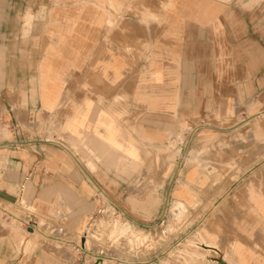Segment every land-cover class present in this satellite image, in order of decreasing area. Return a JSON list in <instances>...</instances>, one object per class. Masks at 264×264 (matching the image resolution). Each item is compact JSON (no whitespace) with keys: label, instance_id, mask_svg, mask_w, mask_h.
Listing matches in <instances>:
<instances>
[{"label":"crops","instance_id":"1","mask_svg":"<svg viewBox=\"0 0 264 264\" xmlns=\"http://www.w3.org/2000/svg\"><path fill=\"white\" fill-rule=\"evenodd\" d=\"M66 30L72 31L69 44L62 37ZM128 45L135 47V60L122 52ZM130 61H137L134 69ZM97 77L108 85L103 103L95 101ZM110 78L123 79L119 93L132 101L127 111L118 112L122 108L110 101ZM131 78L135 89L128 95ZM75 80L71 91L78 99L86 93V102H75L68 121L75 115L81 121L87 150L102 159L96 169L82 170L74 148L63 141L53 167L34 164L43 149L25 142L0 145L1 194L13 200L10 189L22 196L28 187L44 189L50 196L31 193L28 204L53 203L54 216L64 206L68 220L78 218L80 206L94 203L95 191L103 194L105 176L114 172L110 159H121L123 150L139 160L143 142L166 144L180 134L187 148L228 131L264 138V0H0V98L16 93L28 110L57 109ZM245 175L232 188L244 189L241 198L231 197L228 206L232 214L233 207H246L250 235L235 243L229 262L222 256L216 264H264V157ZM19 247L0 233V264H20ZM26 261L71 264L42 245Z\"/></svg>","mask_w":264,"mask_h":264},{"label":"rangeland","instance_id":"2","mask_svg":"<svg viewBox=\"0 0 264 264\" xmlns=\"http://www.w3.org/2000/svg\"><path fill=\"white\" fill-rule=\"evenodd\" d=\"M145 17L143 26H147ZM115 32L112 29L111 34ZM128 39L134 40V34ZM147 49L148 46L144 47ZM119 52L116 47V53ZM122 52L136 59L134 45L122 48ZM129 63L134 69L137 61ZM78 80L80 83L82 79ZM83 80L86 85V79ZM122 80L110 78L109 85L110 101L122 108L118 112L127 111L132 102L119 93ZM128 81L130 95L135 89L134 78ZM73 85H77V80L69 84L57 109L28 110L25 97L16 93L9 94L7 100L0 98V145L14 141L16 146H22L25 142L38 151L43 149L42 157L34 164L53 167L58 162L54 156L57 144L63 141L74 148L82 161L79 162L82 170L96 169V163L102 159L87 150L85 129L81 139L65 131L68 118L76 110L75 102H86L87 94L78 99L71 91ZM103 85L102 78L95 79V101L99 103L108 101L102 93L108 85ZM37 99L39 94H32L33 104ZM177 137L166 144L143 142L142 157L135 159V166L123 152L120 156L127 160L125 163L111 158L114 172L105 176L108 182L105 189L100 188L103 194L95 191L94 203L80 206L79 216L74 220L64 217L70 213L64 206L54 216L53 203L28 204L31 193L38 192L43 200L50 196L44 189L28 187L24 196L20 190L10 189L8 195L13 200L6 198L1 194L0 174V233L20 245L23 252L20 264H28L26 260L38 245L56 249L71 264H216L222 256L224 262H229L235 243L247 241L245 236L250 235L245 223L246 207L239 204L233 207L232 214V207L228 206L230 198L237 201L244 189L232 188L263 160L264 138L248 131H228L219 140L212 135L200 147L187 148L182 134ZM1 167L0 162V170ZM126 224L134 235L121 233L120 228ZM92 232L97 235L91 239Z\"/></svg>","mask_w":264,"mask_h":264},{"label":"bare ground","instance_id":"3","mask_svg":"<svg viewBox=\"0 0 264 264\" xmlns=\"http://www.w3.org/2000/svg\"><path fill=\"white\" fill-rule=\"evenodd\" d=\"M161 22V21H160ZM103 34V33H102ZM106 34V33H105ZM62 37H63V39H65V42L66 43H70V41H71V38H72V31L71 30H66V31H64L63 33H62ZM100 43H101V41H100ZM107 47H108V45H107ZM67 48V50L69 49V45L66 47ZM102 49V48H101ZM102 55V54H101ZM91 60V59H90ZM109 62V61H108ZM88 73V72H87ZM93 76V75H92ZM90 77V76H89ZM98 78V77H97ZM48 81H50V80H52V79H47ZM93 80H95V79H93ZM91 83V82H90ZM94 83V82H93ZM90 87V86H89ZM94 88V87H93ZM100 88V87H99ZM92 89V88H91ZM110 89V88H109ZM45 90V89H44ZM100 90V89H99ZM103 91V90H102ZM104 92V91H103ZM104 94V93H103ZM100 95V94H99ZM47 97V93L45 92V91H43V93H42V98L43 99H45ZM108 97V96H107ZM76 117H78L77 115H75V117L71 120V121H69V122H67L66 124H65V128H66V130L68 131V132H70V133H74V134H76L77 136H79L80 135V130H79V128H80V123H81V121L79 120V119H77ZM11 143V142H10ZM13 143V142H12ZM14 144V143H13ZM18 144V143H17ZM111 148H117L116 147V145H111ZM118 149V148H117ZM98 150V149H97ZM107 151V150H106ZM121 152H123L124 153V155L126 156V157H129L130 159H132V162H130L132 165H134L135 166V164H136V157L132 154V153H130L129 151H127V150H123V151H121ZM103 154V153H102ZM121 160L125 163V161H127L126 159H124V158H121ZM121 167V166H120ZM53 192V191H52ZM50 193V192H49ZM51 194V193H50ZM55 203V202H54ZM120 231H121V233L122 234H125V235H131V234H133L134 235V231L132 230V228L129 226V225H123L121 228H120ZM91 239H92V237L94 238V237H96V233L95 232H92L91 233ZM124 235V236H125ZM86 238V240H87V237H85ZM132 238V237H131ZM89 240H90V238H89ZM87 242V241H86ZM86 244V243H85ZM223 261V260H222ZM225 263V262H224Z\"/></svg>","mask_w":264,"mask_h":264},{"label":"water","instance_id":"4","mask_svg":"<svg viewBox=\"0 0 264 264\" xmlns=\"http://www.w3.org/2000/svg\"><path fill=\"white\" fill-rule=\"evenodd\" d=\"M6 144H11V143H6Z\"/></svg>","mask_w":264,"mask_h":264}]
</instances>
